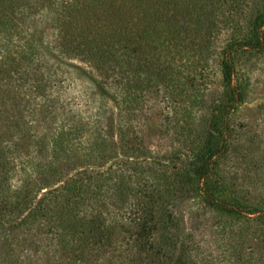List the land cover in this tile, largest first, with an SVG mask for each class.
Returning <instances> with one entry per match:
<instances>
[{
    "label": "trees",
    "instance_id": "1",
    "mask_svg": "<svg viewBox=\"0 0 264 264\" xmlns=\"http://www.w3.org/2000/svg\"><path fill=\"white\" fill-rule=\"evenodd\" d=\"M260 5L0 0V220L30 236L43 264H213L199 256L181 213L180 198L194 192L227 217L259 214L264 229V207L219 197L212 183L242 100L235 53L264 50ZM249 6L257 13L250 30L219 52V24L231 29ZM217 51L220 123L191 131L181 170L155 171L143 147L144 112L160 95L167 104L179 95L193 129Z\"/></svg>",
    "mask_w": 264,
    "mask_h": 264
},
{
    "label": "rangeland",
    "instance_id": "2",
    "mask_svg": "<svg viewBox=\"0 0 264 264\" xmlns=\"http://www.w3.org/2000/svg\"><path fill=\"white\" fill-rule=\"evenodd\" d=\"M261 1L260 6H263L264 0ZM250 8L240 12L231 29L219 24L217 31L221 33L216 41L219 52L229 37H241L250 30L257 14ZM219 52L211 55L209 88L202 94L205 107H197L200 111L193 129L184 117L187 112L185 99L179 95H175L170 104L163 102L160 95L144 112L147 117L144 119L143 147L153 160L155 171L162 170L161 164H169L170 173L181 170L188 159L191 131L201 129L202 123L206 127L220 123L214 105L222 94ZM235 59V83L242 92V100L230 117L229 145L226 155L218 161V173L212 183L217 188V196L261 208L264 207V50L242 48L235 53ZM76 89L85 91L83 84ZM141 162L144 166L145 161L142 159ZM150 170L141 169L140 182L147 179ZM179 202L193 242L198 244L199 256L213 258V264H264V229L260 227L259 214L248 220L227 217L202 203L196 192L193 196H182ZM8 224V219L0 220V264H43L41 248L30 246L25 241L30 236L24 233L12 234ZM243 226L251 232H244ZM31 232L35 234L37 230L32 228ZM39 235L36 236L38 241L43 239ZM39 242L38 246L42 244ZM36 250L39 251L36 253Z\"/></svg>",
    "mask_w": 264,
    "mask_h": 264
}]
</instances>
